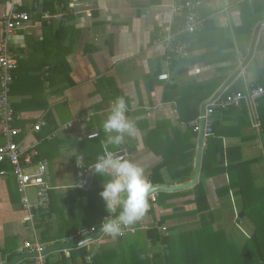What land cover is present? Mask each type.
Instances as JSON below:
<instances>
[{
    "label": "crops",
    "instance_id": "0c3cea01",
    "mask_svg": "<svg viewBox=\"0 0 264 264\" xmlns=\"http://www.w3.org/2000/svg\"><path fill=\"white\" fill-rule=\"evenodd\" d=\"M195 1H201L200 26L193 34H182V18L174 8L185 0H0V49L6 45L18 58L10 98L17 116L12 127L21 134L14 141L28 150L38 142L51 196L42 223L24 221L29 211L21 205L11 168L0 164L5 173L0 175V264L15 260L13 264H37L35 254L19 252L24 242L58 243L83 225L98 228L110 218L98 195L103 179L109 178L88 173L85 186L79 188L82 168L77 160L81 158L85 168L103 154L107 139L103 121L117 97L125 100V115L134 122L136 132L125 135L120 145H109V150L141 166L151 188L192 181L198 145L192 123L201 115L202 106L241 67L225 92L233 86L245 92L264 77V26L246 60L254 31L264 22V0ZM12 11L26 12L30 20L26 29L6 34L5 18ZM41 12L55 14L50 26ZM161 75L167 78L161 80ZM261 108L264 111V101L256 111ZM234 110L218 111L212 117L213 134L203 140L193 186L156 191V201L132 224L137 230L121 238H102L101 234L85 245H61L68 246L61 250L49 244L42 253L43 264H91L83 263V251L85 261L94 253L104 254L103 264H216L214 259L221 256L212 246L232 244L238 230L246 234L240 227L244 214L235 222L231 213L233 209L241 212L243 202L235 208L237 190L225 195L228 174L205 177L203 193L214 219L205 221L210 232L201 229L194 200L200 193L196 185L203 160L210 166L248 162V181L264 186V118L258 117L255 128L251 125L254 112L246 106L238 107L239 113ZM89 111L93 115L86 120L84 113ZM39 122L44 125L33 134L32 126ZM68 123H73L71 129L44 139ZM88 133L98 137L87 139ZM208 143L215 154L206 150ZM4 144L0 128V146ZM26 169L33 172L35 167ZM28 197L34 203L33 189ZM152 230L164 238L156 241ZM220 230L224 236L218 234ZM196 245L202 247L196 250ZM222 256L220 264L232 263L231 252Z\"/></svg>",
    "mask_w": 264,
    "mask_h": 264
},
{
    "label": "built area",
    "instance_id": "2783aa9c",
    "mask_svg": "<svg viewBox=\"0 0 264 264\" xmlns=\"http://www.w3.org/2000/svg\"><path fill=\"white\" fill-rule=\"evenodd\" d=\"M201 1L195 0H185L183 5L174 8V12L177 15H180L182 18V26L180 29V33L182 34H193L198 27L200 26L199 21L197 20V10L200 6ZM58 19L63 21V17L58 15ZM29 14L26 12H10L4 22V29L6 34H10L15 31L24 30L27 28V24L29 22ZM42 20L44 21L45 25L50 26L54 16L45 13L42 15ZM187 45L183 46L185 48ZM178 51H182V48H179ZM18 67V58L17 56L10 52L7 49L6 45H3L0 49V128L3 137L5 138V144L0 146V164L7 163L12 167V174L15 178L16 187L18 193L21 196V205L24 209L29 211V215L25 218L24 221L29 222L32 224L33 217H35V212L40 210H45L49 206L50 197H49V186L46 181L47 169L45 164L42 161H36L35 170L33 172H28L27 167L32 163V160L39 156V152L36 151L33 147L25 149L22 147L21 143H17L14 141V138L21 134V131L17 128L12 127V123L17 119L15 111L13 109L12 101L10 98V91H11V84L14 80L13 72ZM167 75L159 76V79L165 80ZM264 98V90L253 91L249 99L256 100ZM244 101L247 100V97H243ZM242 100L241 96H230L225 99V101H220V98L213 100L210 102L206 109L203 116H200V119L204 120V133L208 134L210 132L209 123L210 121L208 118L214 111L216 107L227 108L229 105L233 104L237 106L239 102ZM86 120H89L92 117V112H86ZM85 117V116H84ZM44 124L42 122L36 123L32 126L33 134L38 133L41 131L42 126ZM73 123H68L65 126L60 127L57 131L46 136L44 139L49 141L56 136H58L61 132L66 131L67 129H71ZM259 125L256 124L255 127ZM198 130V127L195 128ZM61 133V134H62ZM97 133H90L87 135L89 139L96 138ZM38 142L35 144L37 145ZM81 158H78V166L82 168V177L79 182V188L83 189L87 181V175L89 173L90 167H82ZM22 162L24 165H22ZM27 166V167H26ZM5 174L3 171L0 172V175ZM30 189L34 190L35 194V201L34 203L30 202L28 197V193ZM155 195L150 194L147 197V200L154 201ZM32 212L33 215H32ZM146 228V227H145ZM100 226L90 227L85 230H82L77 234L78 238L73 241V236H67L66 238L61 239L58 243L55 242H39V241H27L24 242L22 248H20L19 252H29L36 255L34 261L37 264L44 263V257L42 256L45 247L49 244L54 246L66 245V244H75L77 242H83L92 236L96 235L99 231ZM134 231L131 226H124L122 229L123 234L117 236L116 238H121L125 236L127 233ZM102 238H108V234H102ZM85 245V243H84ZM25 250V251H24Z\"/></svg>",
    "mask_w": 264,
    "mask_h": 264
},
{
    "label": "trees",
    "instance_id": "16d2710c",
    "mask_svg": "<svg viewBox=\"0 0 264 264\" xmlns=\"http://www.w3.org/2000/svg\"><path fill=\"white\" fill-rule=\"evenodd\" d=\"M45 13H48V12H41L40 16H42ZM49 15L54 16L55 14H49ZM15 72H16V70H14V72H13V78L15 77L14 76ZM260 78H261V81H260V79H258L245 92H242V90H237L233 86L228 91H226V92L224 91L222 93V95L220 97V101H225V99L227 97H230V96L231 97L232 96H241L242 100L239 102V104L237 106L231 104L227 108L216 107L214 109V111L212 112V114L210 115V117L208 118V120L210 121V123H209L210 132L207 135L213 134L215 124H214L212 117L215 116V113L218 111H219V113H222V112L227 113L229 111H233L234 109H236V111L234 110L235 113L236 112L239 113L240 111L237 110V108L238 107L242 108L243 106H246V108L248 109L247 111L254 112V115H252L253 120L251 117V120H252L251 125L252 126H253V122H256L255 118H257V121H259L258 117H260L261 115H262V118H264V111H262V108L259 110V112L256 111V109L264 101V98L256 99V100H252V99L249 100L247 98V100H245V101L243 99V97L246 98V95L251 96V93L253 91L261 90L263 92V90H264V79L263 78L264 77L260 76ZM245 114H244L242 121H241L243 125H244L245 119H246ZM236 117H239V115H236ZM192 118H195V117H192ZM250 123L251 122L247 121L246 127H249ZM192 129H194V126H192ZM38 146H39V144L34 146L33 149H35L36 151H39ZM206 150L211 151L213 154H215V151L211 147V143L207 144ZM28 151H30V150H28ZM218 151L219 150L217 149V152ZM36 161H42V160H40V157L37 156L36 158H34L32 160V163L29 166L35 167L34 164H36L35 163ZM221 162H223V160H221ZM5 164H7V163H5ZM7 165L10 166L9 164H7ZM22 165H24L23 162H22ZM93 165H91V166H93ZM91 166H87V167H91ZM211 166L207 165V163L203 160L202 165H201V175L202 176L200 177V179H199L200 181L196 185V190L200 193L196 196V198L194 200L195 204L197 205L195 213L201 216V218L199 219L200 224H201V229H203L204 231L207 230V232H210L211 228L210 227L208 229L206 228L207 225H206L205 221L208 222V220L214 219V215L212 214L213 212H210V210H208V200L206 199V195L203 193L204 192L203 191L204 190L203 180L205 177H214V176H218L221 174H228L229 178H230V182H229V187H227L225 190V195H227L229 193V190H233V191L237 190L240 192L239 196L242 197V199H243V200L241 199V201L243 202L242 211L245 212L246 210H248V212L252 215V221H253L252 224L254 225L253 233L246 240V243L241 247V252L238 254V257L240 256L241 261H239V259L236 258V259L232 260L231 264H264V186L263 187H257L253 183L252 179L250 181H248V179H247V173H248L247 168L249 167L248 162H240V163L232 165V166L231 165L230 166L229 165L218 166L217 164L212 166V167ZM210 167H211V170H210ZM10 168H11L10 169V172H11L12 167L10 166ZM1 170H0V172H2ZM234 172L236 173L235 176H234ZM233 176H234V183L235 184L233 183V179H232ZM16 191L18 192L17 187H16ZM19 196H20V194H19ZM49 197H50V202H49V206L47 207V209L35 212V217H33L32 221H34V219H35V221L38 220L39 223H42V221L45 219L42 216L44 214H46V212L48 210H50V203H51L50 191H49ZM156 199H157L156 195H155L154 201H151L148 199V208H149L151 203H154L156 201ZM243 216H246L245 213ZM130 226L133 228L132 225H130ZM87 228H90V224H87V226H84V225L81 226L78 229L79 231L78 230L75 231V232L78 231L77 233L73 232L74 233L73 234L71 232L67 235L73 236L74 239L72 242H74L78 238L77 234L79 232H81L82 230H85ZM133 229H134V231L137 230V228H135V227ZM150 234L155 235L156 241L161 239V237L164 238L162 235L157 234V232L155 230L150 231ZM218 234H221L222 236H224V233L222 232V230H220L218 232ZM153 240H154V238L151 239L152 242H153ZM231 245H232L231 242L229 244L227 242L223 245V248H220L219 247L220 244L218 243V244L213 245L211 249H214V250L221 249V251L223 250V252H225L226 255H228V253L231 252L232 247H233ZM229 248L231 250H229L227 252V250ZM207 249L210 250L209 247ZM231 253H234V252H231ZM90 254L92 255L93 253H90ZM83 258H84L83 263H87L88 261L89 262L91 261V264H100V263L103 264L101 259H104L105 256L103 254V256L101 257V255L94 253L90 259L85 261V259H86L85 258V251H83Z\"/></svg>",
    "mask_w": 264,
    "mask_h": 264
},
{
    "label": "clouds",
    "instance_id": "9594fccd",
    "mask_svg": "<svg viewBox=\"0 0 264 264\" xmlns=\"http://www.w3.org/2000/svg\"><path fill=\"white\" fill-rule=\"evenodd\" d=\"M126 112L127 104L122 97H117L111 101L108 114L103 121V130L107 136L104 151L97 157L94 165L89 168L93 170V174H98L102 178L105 176L109 178L107 181L103 179V190L99 195L105 203L108 215L111 214V216L103 220L99 231L102 230L113 238L123 234L124 226L134 224L144 215L148 208L147 194L152 186L141 166L130 159L119 158L113 151L109 150V145L117 146L123 143L125 135H135V124L127 119ZM199 117L196 122L192 123L193 132L197 134L200 130V121L203 120ZM255 120L254 127L256 124L259 125L257 118ZM196 127L198 130H195ZM87 135L85 137L89 139ZM206 136L207 134L204 133V138Z\"/></svg>",
    "mask_w": 264,
    "mask_h": 264
},
{
    "label": "water",
    "instance_id": "95a60500",
    "mask_svg": "<svg viewBox=\"0 0 264 264\" xmlns=\"http://www.w3.org/2000/svg\"><path fill=\"white\" fill-rule=\"evenodd\" d=\"M261 26H264V22L261 23L260 25H258V27L254 31V34H253V37H252L251 46H250V52H249L248 57H247L246 60H249L250 57H251V55H252V53H253V48H254V44H255V41H256L257 33H258V30H259V28ZM241 68H239L238 71L233 76H231L223 84V86L213 95V97L202 106V108H201V115L204 114L205 106L207 104H209L211 101H213L215 98H217L218 96H220L224 92V90L227 88V86H229V84L232 82V80L234 79V77L236 75H238V73L240 72ZM197 136H198V145H197L196 160H195V165H194V175H193L192 181L189 184L179 185V186H175V187L156 186V187H153V188L150 189V191L147 194V196L150 195V194H152V193H155L156 191H177V190H180V189H183V188L191 187V186H193L195 184V182L197 180V177H198V173H199L200 155H201V149H202L203 140H204V120H201L200 121V130H199ZM92 173H93V170L91 169L90 172H89V175H91ZM233 195H236V194H233ZM241 215H243V214H241ZM102 232L103 231L100 230L96 236H94V237H92L90 239H87V240L81 242V244L88 243V242H90V241H92L94 239L99 238L101 236ZM67 247L68 246H59V247H57L55 249L61 250V249L67 248ZM15 261L14 262H10L9 264H13V263H15Z\"/></svg>",
    "mask_w": 264,
    "mask_h": 264
},
{
    "label": "rangeland",
    "instance_id": "374dc122",
    "mask_svg": "<svg viewBox=\"0 0 264 264\" xmlns=\"http://www.w3.org/2000/svg\"><path fill=\"white\" fill-rule=\"evenodd\" d=\"M257 184V183H256ZM99 195V194H98ZM241 199L242 197L239 196L238 198V204L235 205V208H238V206L240 207L241 206ZM243 200V199H242ZM237 201V200H236ZM243 207V206H242ZM242 207H241V212L233 209V211H231V213H233V217L235 218V222H237L239 219L237 218V216H239L241 213L244 214L246 216H244V218L241 219V223H240V227L246 231V234L242 231V230H238V233L235 232L234 234L236 235L235 239L232 240V250L231 252H234V253H231V256L230 257H233V259H239V261H241L240 259V256L238 257V254L241 252V247L246 243V237L249 236L253 230H254V227H252V215L248 212V210H246L245 212L242 211ZM239 212V213H238ZM238 213V215H237ZM251 223V227H250V223ZM250 229V230H249ZM237 230V229H236ZM247 235V236H246ZM188 246V245H187ZM187 246H181V247H187ZM181 247H179L177 250H180L182 249ZM202 246L201 245H196L195 248H197L196 250H199ZM218 254L221 256V258H223L222 256V252L221 249H218ZM206 253L208 254V251L206 249ZM221 258H215L214 259V262L216 264H220L222 263L223 259ZM179 261V260H178ZM213 261V260H212ZM208 264V263H207Z\"/></svg>",
    "mask_w": 264,
    "mask_h": 264
}]
</instances>
